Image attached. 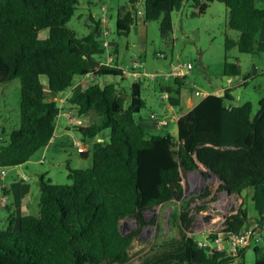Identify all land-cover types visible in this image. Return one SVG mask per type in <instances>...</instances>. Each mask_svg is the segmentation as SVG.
<instances>
[{
	"label": "trees",
	"instance_id": "obj_1",
	"mask_svg": "<svg viewBox=\"0 0 264 264\" xmlns=\"http://www.w3.org/2000/svg\"><path fill=\"white\" fill-rule=\"evenodd\" d=\"M214 2L228 8L226 27L239 33L238 39L225 37L223 76L240 77V62L230 52H255L264 22V9L256 0H143V22H159L162 37L170 39L174 12L189 4L191 17H200ZM79 3L0 0V86L15 79L21 82L20 126L10 134L9 144L0 147V170L23 166L48 146L61 111L99 116L98 122L76 128L83 141L109 131V141L93 150L91 168L68 167L65 184L42 176L38 214L23 216L17 231L11 217L7 228L0 229V264H130L134 240L143 226L155 223L146 222L145 212L185 201L182 174L200 169V164L221 179L220 189L230 195L252 191L257 224L263 227L264 95L254 115L251 103L234 105L232 88H226L222 96H207L179 118L177 138L150 133L137 118L146 107L141 80L131 85L129 102L114 83L101 85L93 79L87 87L73 89L76 78L88 74L125 78L117 59L114 66L100 67L105 52L100 19H92L94 27L81 38L68 26ZM136 15L135 6L119 10L118 36L130 34L138 23ZM42 31L48 36L41 37ZM114 53L118 55L117 47ZM172 79L173 85L161 89L169 95L171 108L180 105L185 86L183 79ZM59 95L66 96L63 107L56 100ZM208 195L205 190L203 196ZM233 211L224 223L225 235L248 227V211ZM127 218L136 219L139 229L124 234L120 222ZM179 219L180 239L158 245L139 264H232L234 258L209 251V245L187 233L193 223L188 212ZM253 264H264V258L256 257Z\"/></svg>",
	"mask_w": 264,
	"mask_h": 264
},
{
	"label": "rangeland",
	"instance_id": "obj_2",
	"mask_svg": "<svg viewBox=\"0 0 264 264\" xmlns=\"http://www.w3.org/2000/svg\"><path fill=\"white\" fill-rule=\"evenodd\" d=\"M135 6L137 11L144 12L143 4L132 2L131 0H80L78 8L69 22L68 26L76 33L78 38L88 35L94 27L93 20L108 18L106 23L110 35L108 40L113 42L110 49L105 50L102 60L108 59L109 55H114V49L118 48V64L126 68H131L134 63L141 66L137 71L146 74L159 75L156 79L143 77L141 97L146 102V107L137 115L138 121L144 124H152L150 116L156 115L159 118H166L169 122L168 127H163L157 134L171 135L177 138V122H171L172 114L181 115L187 110L185 97L194 96L195 92L215 93L221 88H232L234 84L242 82L248 78L247 84L237 86L232 89L235 101L234 105L240 106L245 103L253 105V114L259 110V101L264 95V22L257 35V45L253 54H241L237 48H233L230 56L237 58L241 65L242 75L236 78L223 76L225 62V37L228 35L233 39H238L239 33L226 27L229 10L219 2L212 3L206 13L200 17H191L192 9L186 4L181 11L173 13V33L170 39H164L161 35L159 22L145 24L139 19L134 24L128 36H118L116 32V21L119 10L125 7ZM256 6L264 9V0H256ZM103 8L105 10L103 11ZM103 27V24H102ZM102 29V28H101ZM41 37H47L48 32L42 31ZM103 37L100 36V42ZM190 64L192 70L183 79L185 84L181 94V103L178 107H170L168 100H163L166 92H162V86L173 85L174 80L164 77L170 72V68L183 67ZM233 80V84L227 82ZM43 83L47 84V78H42ZM82 78H76V85ZM90 80L84 81L81 88L87 87ZM94 82L104 85L114 83L129 102L133 79L101 76L94 77ZM229 84V85H228ZM72 90V89H71ZM21 82L15 79L0 86V147L7 146L10 134L20 126V98ZM70 91L66 92L67 95ZM65 95L61 107L65 102ZM211 95V94H210ZM201 99V97H195ZM202 100V99H201ZM68 112V111H67ZM76 123H80L79 116H73ZM64 121L63 117H58V121ZM72 134L87 146L89 153L87 158H82V150L75 147L69 138L67 146L61 148L58 145L51 147L43 156V149L39 150L22 168L23 172L34 175L37 179L42 175L45 180H51L55 184L68 183V167L72 168H91L92 153L96 149L92 146L90 139L85 142L78 130L72 125L67 124ZM146 124V125H147ZM106 141H109V131L105 130ZM86 143V144H85ZM86 148V149H87ZM45 159V164H37L40 159ZM17 169H10L9 176H14ZM10 178V177H9ZM182 183L185 190V201H171L167 204L156 207L145 212L147 223L155 220L153 225L142 227L139 236L134 240L130 255V264H139L140 260L150 254L158 245L178 240L183 231V225L179 217L181 213L188 212L193 218L190 231L187 232L201 244L216 247L215 240L210 238L211 234H223L225 221L228 216L234 214L233 210L245 208L248 211L249 220L247 226H254L257 223L258 214L254 208L252 191H246L242 196L230 195L220 189V182L215 175H211L204 168L182 174ZM7 180V179H6ZM0 182H2L0 180ZM205 190L210 191V195L204 197ZM6 211L0 207V229L6 227ZM178 217V218H175ZM215 219V220H214ZM121 230L124 234H130L139 229V224L134 218H127L120 222ZM260 228V227H259ZM223 236V235H222ZM258 241L253 240L252 246L244 252V264H253L256 257L264 258V226L257 236ZM260 249L255 253V248ZM232 264H242V259Z\"/></svg>",
	"mask_w": 264,
	"mask_h": 264
},
{
	"label": "crops",
	"instance_id": "obj_3",
	"mask_svg": "<svg viewBox=\"0 0 264 264\" xmlns=\"http://www.w3.org/2000/svg\"><path fill=\"white\" fill-rule=\"evenodd\" d=\"M131 1L135 2L136 0H131ZM139 1L143 2V0H139ZM115 56L117 57V55H115ZM247 80L248 79H244L242 82L234 84V86H232V89L234 87H237V86L239 87V86L246 85ZM231 81H232V83H231V85H232L233 80H231ZM224 89H226V88L218 89L213 94L222 96ZM181 94H182V91H181ZM209 94H212V93H209ZM232 96L234 97V93H232ZM200 102H201V99H197L194 96H187L186 95L185 105L187 106V110L185 111V113L178 115V116L175 115L174 111L171 110L170 113L172 114V118L175 117L176 118L175 121L177 122V120H179V118H181L184 114H186L189 111H191L192 109H194ZM61 117L65 118V120H67V118L65 116L61 115ZM99 119L100 118L98 115H96L93 112H89L88 114H85L83 116H79L80 123H76L74 121V124L72 126L74 127L75 130H76V128H79V127H82V128L88 127V126L92 125L93 123L98 122ZM171 122H174V120H172ZM65 123H64V121H60V120L57 122L56 130H55V133H54V136H53L51 142L49 143L48 146L43 148V156H44V154H46V152H48L51 149V147H53L55 145H58L61 148H65L67 146L69 138H72L73 140H78V138L72 134L71 129ZM67 124H68V122H67ZM140 124L144 128H146L150 133H154V134H157V131L162 129V128H158L154 124V122L152 124L146 123L147 124L146 125V124L142 123V120H141ZM90 140H91L92 146L94 148H97L101 144L108 142V141H106L104 131L101 134H99L98 136H96L95 138L90 139ZM87 146L90 148L89 145H87ZM87 146H85L80 153L82 158H87V154L89 153ZM29 162L30 161H28V163ZM26 164L23 166H20V167L12 168V169H17L14 176H9L8 171L10 169H7V170H5L6 175L4 177H2L1 176V170H0V180L2 181V182H0V198L3 195H5V196H7V200H8L7 206L1 207V208L5 209V211H6V215H5V219H4L5 223L3 225L7 228L8 221H9L8 218L11 217L12 221L14 222V224H13V230L14 231H17L19 229L20 219L23 216H25V215L36 216L38 214V211H39L40 181H41L42 175L39 177V179H37L33 174L29 175V174L23 172L22 168L25 167ZM37 164H45V159L43 160L41 158L37 162ZM67 175H68V172H67Z\"/></svg>",
	"mask_w": 264,
	"mask_h": 264
},
{
	"label": "built area",
	"instance_id": "obj_4",
	"mask_svg": "<svg viewBox=\"0 0 264 264\" xmlns=\"http://www.w3.org/2000/svg\"><path fill=\"white\" fill-rule=\"evenodd\" d=\"M104 10H105V8H103V11ZM136 16H137L138 21H139V19L144 21L145 13L137 11ZM100 21L103 24V27L101 29V34H100V36L103 37L101 44H102L103 48L105 50H107L113 46V42H110L108 40V37L110 35V31L106 25L108 18L107 17L104 19L101 18ZM114 65H115L114 55H109L108 59L101 60V63H100V67H102V66H114ZM140 66L141 65L139 63H134L131 66V68H126V67L121 66V65H119L118 68L122 71V74L124 75V77L133 79L134 82L140 81L143 77H149L151 79H156L159 76L157 74H146V73H141V72L137 71V68H139ZM191 70H192V66L190 64L184 65L183 67H173L172 66L170 68V72L167 73L166 75H164V77L186 79L187 75L189 74V72ZM91 78H92V80L94 79L92 74H88V75L82 77V80L77 85H75V87L73 89L81 88L80 87L81 84H83L84 81H86V80L87 81L90 80ZM227 82L229 84L232 83L231 79H228ZM223 93H224V90H223ZM194 95H195V97L197 96V97H201V99H204L207 96H209L210 94L207 92L196 91ZM63 99L64 98H62V99L57 98L56 100L60 105H62V103L64 101ZM163 100H169V95L168 94L164 95ZM61 115L65 116L67 118L70 125L74 124V120L72 119V113L71 112L61 111L59 116H61ZM150 118L158 128L167 127L169 125V122L166 118H159L158 116L153 115V114L150 116ZM172 120L175 121L176 118L173 117ZM73 145L75 147L79 148L80 150H83V148H84L83 142L80 140H74ZM5 175H6V171L5 170L1 171V176L4 177ZM7 203H8L7 196L3 195L0 198V207H6ZM260 231H261V226L256 223L254 226H251V227L248 226L247 228H245L243 231H241L238 234H229V235H225L224 233L218 234V237L215 240L216 247H213V246H209V247H211V250H214V251L225 252L228 256L234 258V261L232 262V263H234L235 261L242 259V256H243L242 252L252 246L253 240H256V241L259 240V239H257V236L260 233ZM204 245L207 246V244H204Z\"/></svg>",
	"mask_w": 264,
	"mask_h": 264
},
{
	"label": "water",
	"instance_id": "obj_5",
	"mask_svg": "<svg viewBox=\"0 0 264 264\" xmlns=\"http://www.w3.org/2000/svg\"><path fill=\"white\" fill-rule=\"evenodd\" d=\"M200 166L202 167V168H204L206 171H207V168L204 166V165H202V164H200ZM218 178V177H217ZM218 180H219V182H220V184L222 183V181H221V179L220 178H218ZM227 194H230L228 191H225ZM155 209V208H154ZM153 210V209H152ZM120 228H121V226H120ZM208 250L210 251L211 250V247H209L208 248Z\"/></svg>",
	"mask_w": 264,
	"mask_h": 264
},
{
	"label": "bare ground",
	"instance_id": "obj_6",
	"mask_svg": "<svg viewBox=\"0 0 264 264\" xmlns=\"http://www.w3.org/2000/svg\"><path fill=\"white\" fill-rule=\"evenodd\" d=\"M215 220V219H214Z\"/></svg>",
	"mask_w": 264,
	"mask_h": 264
}]
</instances>
